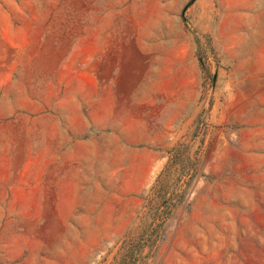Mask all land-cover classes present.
<instances>
[{
	"label": "rangeland",
	"instance_id": "1",
	"mask_svg": "<svg viewBox=\"0 0 264 264\" xmlns=\"http://www.w3.org/2000/svg\"><path fill=\"white\" fill-rule=\"evenodd\" d=\"M0 264H264V0H0Z\"/></svg>",
	"mask_w": 264,
	"mask_h": 264
}]
</instances>
